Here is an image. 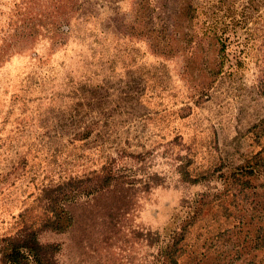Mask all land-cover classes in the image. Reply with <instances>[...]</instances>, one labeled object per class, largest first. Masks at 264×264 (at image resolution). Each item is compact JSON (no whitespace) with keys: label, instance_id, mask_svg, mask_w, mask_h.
Wrapping results in <instances>:
<instances>
[{"label":"rangeland","instance_id":"1","mask_svg":"<svg viewBox=\"0 0 264 264\" xmlns=\"http://www.w3.org/2000/svg\"><path fill=\"white\" fill-rule=\"evenodd\" d=\"M257 155L264 0H0V240L264 264Z\"/></svg>","mask_w":264,"mask_h":264},{"label":"trees","instance_id":"2","mask_svg":"<svg viewBox=\"0 0 264 264\" xmlns=\"http://www.w3.org/2000/svg\"><path fill=\"white\" fill-rule=\"evenodd\" d=\"M257 158L248 164L245 174L253 175L260 173L264 168V161L262 158ZM245 167V168H246ZM244 188L250 187L248 180L242 181ZM58 215L49 219L52 224H55ZM176 241V240H175ZM176 243H173L171 247L167 248L166 254L172 255L176 250ZM168 247V246H167ZM171 249V250H169ZM58 247L55 245L42 244L38 236L32 230H23L19 234L0 240V263L1 264H58L57 260Z\"/></svg>","mask_w":264,"mask_h":264}]
</instances>
